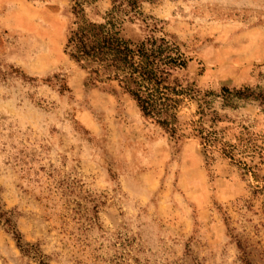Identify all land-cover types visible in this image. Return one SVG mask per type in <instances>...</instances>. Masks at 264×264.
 Masks as SVG:
<instances>
[{"label": "rangeland", "instance_id": "374dc122", "mask_svg": "<svg viewBox=\"0 0 264 264\" xmlns=\"http://www.w3.org/2000/svg\"><path fill=\"white\" fill-rule=\"evenodd\" d=\"M77 5L182 55L185 137L69 58ZM0 208V264H264V0H0Z\"/></svg>", "mask_w": 264, "mask_h": 264}, {"label": "trees", "instance_id": "16d2710c", "mask_svg": "<svg viewBox=\"0 0 264 264\" xmlns=\"http://www.w3.org/2000/svg\"><path fill=\"white\" fill-rule=\"evenodd\" d=\"M76 13L81 15L83 9ZM122 18H117L115 9L104 23L91 22L83 14L74 23L65 44L69 58L79 64L95 83H116L120 90L129 95L141 113L155 121L171 136L185 137L179 124V109L184 98L192 99V90L182 86L169 85L172 72L186 68L182 55L175 53L164 39H152L134 44L121 37ZM175 53V54H174ZM229 93V90H224ZM234 96L248 97L242 91ZM202 108V107H201ZM200 119L191 122L192 135L200 140L207 157L220 153L234 159V152L225 146L218 148L216 132L203 128L206 115L204 108L199 112ZM251 172L254 168H251ZM254 173V172H253ZM256 178V174H254ZM13 212L0 208V222H4L13 234L18 247L24 244L12 222Z\"/></svg>", "mask_w": 264, "mask_h": 264}]
</instances>
